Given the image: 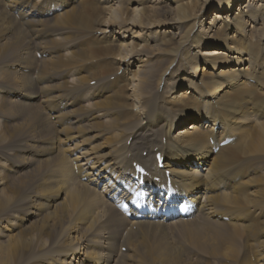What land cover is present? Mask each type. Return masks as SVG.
<instances>
[{
    "label": "bare ground",
    "instance_id": "1",
    "mask_svg": "<svg viewBox=\"0 0 264 264\" xmlns=\"http://www.w3.org/2000/svg\"><path fill=\"white\" fill-rule=\"evenodd\" d=\"M101 1L0 0V110L16 111L23 105L18 101L32 103L37 99L42 107L47 109L49 119L57 124L56 131L62 134L63 138H57L58 142L32 140L21 149L23 152L32 151L30 158L44 156L54 148L57 155V166L53 169L55 176L49 181L40 180L35 183L37 189L32 190L30 187L26 194L22 193L24 188L22 181L21 183L12 181L11 173L5 174L11 167L7 165L9 155L4 157L2 156L6 154L0 155V228L3 229L0 230V236L6 237L5 241L0 242V264H25V257L30 258L28 264H108L114 255L111 243L116 239L117 228L126 221L131 226L149 227L166 225V221L174 223L176 218L178 223L175 225L181 230V237L213 255H218L222 250L226 234L232 238H239L244 234L243 231L249 232L248 230L240 232L236 225H231L230 231L227 227L220 226L213 228L214 239L208 237L207 241L202 226L211 223L212 217L218 212L224 216L225 206L233 208L237 201L235 187H232L231 191L227 189L231 184L225 174L232 175V163L240 149L233 145L220 146V143L232 138L235 134L230 131L231 128L237 127L246 118H236L242 111L240 106L235 107L237 100L226 102L223 99L227 89L239 85L236 84L239 81V74L249 78L248 81L254 80L250 78L253 77V73L244 75L248 70L243 65L244 62H248L252 67L258 62L256 51L253 47L250 48L248 38L244 41V36H248L249 32L245 31V27L249 26L248 21L251 23L259 21L262 10L255 8L252 1V3L248 1L249 3L239 4L231 14L224 15L221 11L226 8L231 10V3L234 0H149L154 3L150 12L142 8L143 12H140L136 19L126 21L130 18V13L125 9L123 1L109 0L113 4L102 7L107 8V12L98 25L115 26L116 33L122 38L135 33L131 27L144 29L147 25L165 26L157 30L164 35L160 42L163 45L162 53L145 55V64L138 67L140 70L136 79L123 73L124 78L119 82V74L122 72L118 66L102 79L101 84L96 85L95 81V85L91 86L93 77L80 76V73L76 76L75 69L71 67L82 60H79L80 57L76 58L77 55L70 57L67 49L71 43L66 40L65 33H70L74 27L88 31L94 29L92 19L99 10L97 4ZM207 4L209 7H215L217 11L213 12L208 25L202 26L197 18L199 11L203 9L202 6ZM84 8L89 13L85 14ZM124 23H130L131 26L126 27ZM48 25L55 29L51 32L45 31L44 27ZM174 25L179 29L175 33L178 35L176 39L174 31L171 32ZM26 29L32 32V36L25 41ZM7 34H10V40H5ZM206 37L211 38L210 44L218 42L221 44H217L216 48L199 51V55L195 53L186 55L182 51V48L188 50L189 48H186L188 45L193 48L201 46ZM113 42L109 47L118 48L119 65L126 63L128 57L138 56V61L134 60L140 61L142 54L137 44ZM243 43L241 47L235 45ZM49 51L56 53V56L42 60L34 57L35 52L44 57ZM230 60L236 64L230 63ZM142 61L144 60L141 59L140 63ZM199 63L202 64L201 67L198 66ZM186 66L190 68L189 73H180L178 79L174 80V67L184 71ZM63 67L66 69L57 73V69ZM84 68V65L80 64L76 70L81 72ZM213 69L217 71V75L212 74ZM53 75L58 79L63 78L62 81L51 84ZM111 75H115L113 82H110ZM179 82L188 84L189 89L185 88L174 95L171 90L175 89ZM254 83L259 84V80H254ZM130 84L135 88L130 93V103L114 105L113 100H110L109 104L106 100L98 103L95 101L91 102L93 109L84 114L81 113L82 110L81 114H75V109H69L76 104L78 108L86 109L91 104L90 100L109 98L110 96L105 95L107 91H111L113 96L115 93L118 95L120 86ZM200 99H205V103ZM260 102L263 103L264 100ZM103 104L108 105L99 107ZM229 111L234 113L233 117L226 114ZM85 114V119L90 118V121H94L95 124L92 125L94 127L101 124L96 122L103 119L108 121L105 144L112 140L114 143L106 147V152H101L103 150L98 148L103 146L102 143L94 147L91 145L89 150L80 146L78 141L73 143L79 138L77 135L82 130L72 136V132L68 131V125L75 123ZM183 116L192 122L172 135L175 120ZM121 117L131 118L130 128H124L120 122ZM45 123L49 124L47 118ZM0 127L1 142L7 134L10 135L11 126L3 124ZM128 130L124 141L120 134ZM97 136L100 137L99 133L91 135L94 139ZM263 137L264 123L256 121L254 129L247 134L241 153L246 156L264 155ZM62 140L73 147L70 149V145L62 147ZM215 148L218 150L215 151ZM71 149L75 151L71 152ZM7 151L6 153L9 152ZM157 152L163 156L162 169L157 167L155 160ZM82 161L85 163H81ZM133 163L160 181L154 182L152 177L146 175L143 184L140 185L138 180H134L137 167ZM166 172L171 179V186L168 188L171 193L170 199L166 198L167 192H163ZM49 182L56 184L52 185ZM103 183L105 185H102ZM100 185L104 186L103 193L96 189ZM138 191L141 197L135 201ZM61 197V201L56 203L55 200ZM118 197L125 199L131 208L135 202H140L144 208L142 216L158 218L131 220L125 217L111 202ZM38 198H43L54 206L60 218L54 220L48 215L41 221L28 224L26 216L36 215L39 206L43 205L36 202ZM187 205L195 207L192 214L194 216L191 218L178 216V210ZM45 209L43 205L42 210ZM163 212L166 216L162 214ZM201 221L204 223H197ZM134 230L135 227L132 232ZM127 231L129 230H122L121 236L119 235V248L125 246L126 238L132 233L126 235ZM145 241L142 240L137 249L127 246V250L130 248L140 257H148L152 252ZM207 242H214L215 247L206 246L204 243ZM158 255L162 262L171 259L167 251L164 253L159 249ZM256 262L264 264V261ZM136 264L141 262L138 261ZM242 264L252 263L244 260Z\"/></svg>",
    "mask_w": 264,
    "mask_h": 264
},
{
    "label": "rangeland",
    "instance_id": "2",
    "mask_svg": "<svg viewBox=\"0 0 264 264\" xmlns=\"http://www.w3.org/2000/svg\"><path fill=\"white\" fill-rule=\"evenodd\" d=\"M107 1L109 0H105V1L102 0L100 3L97 4V6L99 7V10L96 11V14L92 19L93 24H94V29L88 31V30L76 29L74 27L73 28L74 30H72L70 33H65V35L67 36L66 40L70 41L71 43L70 45L71 47L68 46L69 49H67L69 50L70 57L77 55L76 58L80 57L79 60H82L81 62L76 63L72 65L71 67L75 69L76 76H78L79 75L78 73H80V76L82 75L84 77H89V78L93 77V80L90 82L91 86L95 85V81H97L96 85L101 84L102 79L104 77H107L110 73H112V71L116 70L118 66H120V71L122 72L119 74V82H122L121 80L124 78L123 73L128 76H131L132 79H136L137 72L138 70H140V68L138 67L141 66L142 64H145V60H146L145 55L146 56L147 55L149 56L160 55L156 53H162V48H163V45L160 42H162L163 40L162 37L164 35L163 33H159L157 30H159L160 27H165V26L147 25L146 27H144V29L131 27L132 31H134L135 33H133V35L122 38L120 37L121 35L119 33H116L117 28L115 26L102 27L101 25H98L99 23L103 21V18L104 16H106V12H107V8L102 9V7L113 4L111 1L109 2ZM122 1L124 3L125 9L128 11V13H130V18H128V20L126 21H132L133 19H136L138 15L140 14V12H143L142 8L148 9L150 12L151 9H153L154 7V3L149 0H134L133 2L130 0H122ZM248 1L250 3L253 2L252 5H254L255 8L262 10V14L260 16L259 21L255 23H251L250 21H248L249 26L245 27V31L248 30L249 32H248V36H244V41L247 40L248 38V41H250L251 45L253 44V46L250 45V48L253 47V49L256 51V54H257L256 60L258 62H256L253 67L250 66L248 62H244L243 65H245V67H247L246 69H248L246 72H244V75L253 73V77H250V78L254 79L255 81L259 80V84L254 83V80L248 81L249 78H244V76H240L239 74L238 75L239 81L238 83H236L239 85L227 89V91L224 94V99H223V101H226V102H228L229 100H237L238 103L237 105H235V107L240 106L242 108V111H240V113L237 114L236 118L238 119L246 118L241 123H239L237 127L231 128L230 131H232V133L235 135L234 136L232 135L233 140L227 145H225V146H228V145L237 146V148L240 149V152L237 154L236 159L232 163V175L230 176L228 174H225L226 176H228L226 177V179H228L231 184L227 187V189L228 191H231L232 187H235L236 192L234 194L236 195L237 201L236 203L233 204L234 206L233 208L225 206L223 210L225 214L224 216H221V212H218L214 215V217H212L211 223H208L206 226L203 225L202 227L204 230V237L207 239V241L209 240L208 237H210L211 239H214L213 237L214 229L213 228H218L220 226H225L228 228V231H230L232 229L231 225H236L239 227L240 232L243 230H248L249 232L243 231L244 234H241L239 238H232L230 235L226 234V237L224 239V244L222 245L223 246L222 250L220 251V253H218V255H213V254L205 252L204 250H201L200 248L195 246L190 241L182 238L181 230L175 225L176 223H178L177 221L178 219L176 218H174V223L170 221H166L167 222L166 225H158V226L149 225V227H146V226L141 227L139 225L131 226L129 225L130 223L126 221V223H122V225L119 228H117L116 239L113 240L111 243L112 247L114 248V255L108 264H136V262L138 261H140L141 264H242V261L244 260H248V262L251 261L252 264H256L257 260L264 261V155L263 154H260V155L253 154V155L246 156L243 153H241V150L243 149L244 144H245V140L247 139V134L252 129H254L256 125V121H261L264 123V102L263 103L260 102V100H264V0H234L231 3V7H230L231 10L226 8V9H223L221 13L231 14L232 11H235L238 8L239 4L243 5L244 3H247ZM202 8L203 9L199 11L197 20L200 23V25L207 26L208 22L211 19V16L213 15V12L217 11V9L215 7H209L208 4L205 6L203 5ZM84 9L83 10L85 14L89 13L86 8ZM150 14L152 15V13ZM152 20H155V19L152 18ZM157 20H163V19L157 18ZM125 26L130 27L131 24L127 23ZM54 29L55 28H53L50 25L44 27L45 31L51 32ZM178 30H179L178 26L174 25V29L171 30V32L174 31V39L178 37V35L175 34L176 31ZM24 34L26 35L25 41L27 39H30L32 36V32L29 29L24 30ZM134 34L136 35L134 36ZM239 36H243V35H239ZM5 40H10V34H7ZM113 41H116L117 44H131V43L137 44L139 52L142 54L140 55V57L144 61L140 63L141 59H139L140 60L139 62H135L134 59L138 61V56H136L137 58L134 56L133 58L128 57L126 63L119 65V60H117L119 58V55H118L119 52L117 50L118 48L109 47V44L114 43ZM209 41H211V38L206 37V39L202 41L203 43L201 44V46H198V47L194 46L193 48L190 45H188L186 46V48H189V49L185 50V48H182V51H184L186 55H189L192 53L199 55L200 53L199 51L216 48L217 44L218 45L221 44V42H218L217 44H210ZM235 45L238 47H241L244 45V43L242 45H239V44H235ZM232 54H235V53H232ZM53 56L55 57L56 53L54 54L49 51L47 54V57L49 58ZM47 57L45 59H47ZM230 63L236 64L235 62H232V60H230ZM80 64H83L85 68L83 71L78 72L76 69L78 65L80 66ZM200 64L201 63H199L198 65L199 67L202 66V64L201 65ZM150 65L157 66L155 64H150ZM177 68L178 67H174V80L178 79L180 73H183V72L189 73V69H190L188 66H186L184 71H180V69H177ZM64 69L66 68L63 67V68L57 69V73L63 71ZM53 71L56 72V69H54ZM215 73L217 75V71L213 69L212 74H215ZM114 77L115 75L110 76V82L115 81ZM62 79L63 78L61 77H59L58 79L56 75H53L50 80V83L52 82L51 84H55L60 80L62 81ZM126 82H128V80H126ZM124 83H122V85ZM171 83H172V80H170V84ZM113 87L114 89L116 88V86H113ZM55 88L57 89V85L55 86ZM185 88L189 89L188 84H182L181 82H179L178 86L175 89L171 90V92L172 93L174 92V95H175L178 91H181ZM134 89L135 88L131 84L127 86H120V89H118V95H120V97L116 93L113 96L111 91H107L105 95L110 96L109 98L104 97L106 99L98 98L96 100H90V103L91 102L93 103L95 101H97L96 103H98V102L105 101V100L108 104L110 103L109 102L110 100H113L114 105H116L117 103L118 104L119 103H130L131 102L130 93ZM201 100H203L205 103V99H200V101ZM38 101L39 100L37 99L34 100L32 103L30 102L24 103V102L18 101L19 103H22L23 105L22 107H20V109H17L16 111H8L6 109L0 110V125L4 124V125L11 126L10 135L7 134V137L4 139V141L0 142V153H1L0 155L2 156L3 154H6V155H3L2 157L9 155L7 158L10 162L7 161V165L11 166L8 169V166L6 165L8 170L5 171V174L11 173V175L13 176L12 181H16L20 183L22 181V185L24 187L22 190L23 191L22 193H25V194L28 193L30 187L32 190H36L37 188L35 187V185L40 180L49 181L55 176L53 169L57 166V158H56L57 155H55L56 152L54 148L53 151L49 152L48 154L44 156L30 158L32 155V151L23 152V150L21 149L25 147L26 143L30 144L32 140L34 141L39 140L40 142L41 141L42 142L43 141L58 142L57 138L63 139L62 134L56 131L57 124L55 125L53 123V120L49 119V116L47 114V109L43 108L40 101L39 102ZM92 103L90 104L89 107H86V109L78 108L77 104L69 109H75L76 111L75 114L76 113L79 114L80 110H82L81 113L84 114L88 111L90 112L93 109ZM108 104L99 105V107H102V106L107 107L106 105ZM32 111H34V113ZM26 113H28V115ZM226 114L230 117H233L234 115L232 111H229ZM27 116L28 117L31 116V117L28 118ZM85 116L86 114L83 115L81 118H79V120L75 121V123L68 125L69 126L68 131L72 132V136L74 135L75 132H76L75 134H78V131L82 130V132L80 131L82 135L79 132V135H77L79 136V138H76L73 141V143L75 141H78L79 145L85 149L91 148V145L92 147H94L102 143L101 145L103 146H99L98 148H101L103 150L101 152H106L107 151L106 147L110 146L112 142L114 143V140H112L108 144H105L107 143V136H108L107 135L108 134L107 133L108 131L107 122L108 121L106 122L103 119L101 120V122H96V124L101 123L99 126L94 127L92 126L93 124H95L94 121H90V118L85 119ZM46 118L49 121L48 125H46L45 123ZM108 118L106 117V119ZM24 121L26 123L23 124ZM28 122L30 125L27 124ZM120 122L124 125L125 129L130 128L132 124L131 118H125V117H121ZM190 122H192V120L185 118L184 116L182 118L179 117L178 119H176L174 122L175 125H174V129L172 130V135H175L178 129L187 127L186 125H188ZM85 123L87 124V126ZM90 123L91 125H89ZM22 126H25L26 128ZM71 126L73 128H71ZM81 126L82 127L86 126L88 129L86 127L85 128L83 127L82 129L80 128ZM91 127H93L94 129ZM128 132L129 130L125 131L123 134H120V137L122 139L125 138ZM96 133H99L100 137L97 136V138L95 139L92 138L91 135H94ZM69 135H71V133ZM123 140L126 141V139H123ZM263 140H264V137H263ZM64 141L65 140H62V147L64 146V148H66L69 145H70L69 149L73 147L72 144L70 143L66 144V142ZM22 142L24 145L22 144ZM17 144H19L20 146ZM87 144L88 145L90 144V145L88 146ZM15 148H17L18 151ZM6 151L8 153H6ZM74 151L75 149L74 150L71 149V152H74ZM13 153L14 154L16 153V154L14 155ZM66 153L69 154L68 151H66ZM22 155H23V158H22ZM144 155H145V152H144ZM21 158L24 161H22ZM34 158L37 159V161ZM81 163H85V162L82 161ZM13 166L14 168L12 169ZM46 166L47 167L49 166V168H47ZM85 167H87V165ZM55 182L59 184L57 180H55ZM49 183L52 185L56 184L53 182H49ZM102 185H105V184L103 183ZM102 185H100L101 187L100 186L96 187V189L101 193H103L102 191L104 188V186ZM61 199L62 197L60 199L55 200L56 203H59ZM36 202H39L45 205L46 209L42 210L43 205L39 206L40 209L36 213V215H32L30 217L26 216L28 217V220H27L28 224L31 222L41 221L42 218L48 215H51V219H54V220H58L60 218V216L57 215L58 212L54 210V206L50 205V203H47L46 200H44L43 198H38L36 199ZM20 216H23V215H20ZM193 216L194 215H191L189 218ZM197 223L203 224L204 222L201 221ZM134 227H135V230L132 232ZM0 230L2 231L3 229L0 228ZM122 230H129L126 232V235H128L131 232L132 233L125 240L126 247L123 246L119 248L118 239H119V235L121 236ZM83 235L84 233L81 234V236ZM4 238L6 237L0 236V242L5 241L6 239ZM129 240H131V242H128ZM142 240H146L145 241L146 246L149 247V249H151V252H152V255L145 257V258H142L140 257V255L135 254V250H132L130 248L127 250V246L128 247L131 246L134 249L136 247L138 248ZM209 243L210 242H207L204 244H206V246H209V247L211 246V248L215 247L214 242L210 244ZM159 249L162 250L164 253H166L167 251L169 258L171 259H169L166 262L160 261L161 257L160 255H158ZM99 252H102V251H99ZM126 254H128L129 256ZM131 257H134L135 259H132ZM29 260L30 258L25 257L24 258L25 264L30 263Z\"/></svg>",
    "mask_w": 264,
    "mask_h": 264
}]
</instances>
